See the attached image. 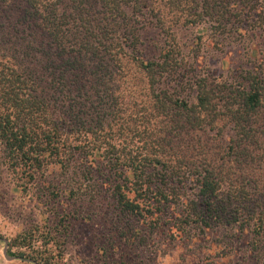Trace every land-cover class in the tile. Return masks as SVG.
<instances>
[{"label": "trees", "instance_id": "1", "mask_svg": "<svg viewBox=\"0 0 264 264\" xmlns=\"http://www.w3.org/2000/svg\"><path fill=\"white\" fill-rule=\"evenodd\" d=\"M251 16L264 19V0H0V166L14 189L29 193L52 167L81 188L103 162L127 222L260 236V212L241 214L264 190V77L252 67L235 84L188 80L173 34L206 22L218 39ZM145 19L164 36L149 61L134 48ZM187 85L193 101L178 91ZM227 127L226 151L212 148ZM167 212L191 224H167Z\"/></svg>", "mask_w": 264, "mask_h": 264}, {"label": "rangeland", "instance_id": "2", "mask_svg": "<svg viewBox=\"0 0 264 264\" xmlns=\"http://www.w3.org/2000/svg\"><path fill=\"white\" fill-rule=\"evenodd\" d=\"M244 23L243 33L232 30L218 39L206 22L176 26L173 34L185 66L183 75L188 80L202 76L235 84L242 70L256 67L264 77V19L251 16ZM163 40L160 31L145 19L138 26L134 48L143 60H153L159 56ZM188 88L178 91L193 101ZM232 136L227 127L215 137L212 148L226 151ZM108 174L106 163L98 162L79 188L75 176L52 167L46 179L22 193L14 189L12 175L0 166V264H260L264 233L255 235L253 226L202 231L190 221H171L167 212L163 217L167 224L179 226L181 221L183 226H191L181 238L172 236L168 227L150 229L136 219L123 220ZM43 181L50 182L48 195ZM183 196L197 200L190 185ZM254 212L264 219V190L253 197L241 218ZM134 229L138 234H133Z\"/></svg>", "mask_w": 264, "mask_h": 264}]
</instances>
